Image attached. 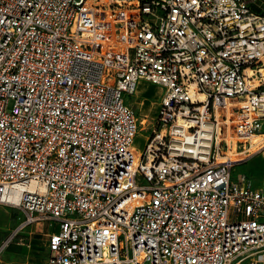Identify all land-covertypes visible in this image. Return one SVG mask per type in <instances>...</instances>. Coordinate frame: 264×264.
Wrapping results in <instances>:
<instances>
[{
    "label": "built area",
    "instance_id": "2783aa9c",
    "mask_svg": "<svg viewBox=\"0 0 264 264\" xmlns=\"http://www.w3.org/2000/svg\"><path fill=\"white\" fill-rule=\"evenodd\" d=\"M263 124L247 0H0V204L10 237L56 225L45 264H264V186L233 174Z\"/></svg>",
    "mask_w": 264,
    "mask_h": 264
},
{
    "label": "rangeland",
    "instance_id": "374dc122",
    "mask_svg": "<svg viewBox=\"0 0 264 264\" xmlns=\"http://www.w3.org/2000/svg\"><path fill=\"white\" fill-rule=\"evenodd\" d=\"M251 7L256 11L264 10V0H247ZM154 85V84H153ZM162 90L159 86H148L145 83L139 82L135 88L133 94L123 93V99L126 103L131 105L138 113L145 116H153L155 109L157 107V101L161 95ZM11 102L9 101V106ZM143 134L145 132H138L134 138V146L136 148H141L143 145ZM264 134V133H262ZM264 144V136L257 139V143L253 149H256L260 145ZM264 149V145L260 147L253 155L248 157L246 160L235 165L234 170H243L246 173L250 174L251 181H262L264 180V155L259 157L260 151ZM17 208L0 204V245L2 242L8 240L11 235V229L19 224L21 221L17 219ZM22 218V215H18ZM20 220V221H19ZM47 224V223H46ZM47 228L49 225H46ZM14 240V237L7 242V245L4 246L1 253L6 251L7 246L11 241ZM0 253V255H1Z\"/></svg>",
    "mask_w": 264,
    "mask_h": 264
},
{
    "label": "crops",
    "instance_id": "0c3cea01",
    "mask_svg": "<svg viewBox=\"0 0 264 264\" xmlns=\"http://www.w3.org/2000/svg\"><path fill=\"white\" fill-rule=\"evenodd\" d=\"M139 82L145 83L150 87L154 86L153 84H150L148 82H144V81H139ZM156 103H158V101ZM262 133H264V124L261 130L260 138L264 136V134ZM262 145L260 146L262 147ZM256 151H254L251 155H253ZM259 154H260L259 157L263 156L264 149H262ZM234 169H235V166L233 167V174L237 172H241V173H245L248 176H250V174L246 173L243 170H234ZM252 183L258 186H264V180L252 181ZM17 212L20 215H22V218H20L18 214L17 219L22 220L24 217V212L21 209H17ZM46 223L49 225L48 228L46 226L47 225ZM14 228L11 229V233ZM54 229H56V225L49 221H43L39 223H30L26 225L23 229L17 231L12 237L8 238L9 239L8 241H10L11 238L13 237H14V240L10 242V244L7 246V249L6 251H4V253L0 252L1 253L0 264H45L46 257L48 254V251H47L48 235Z\"/></svg>",
    "mask_w": 264,
    "mask_h": 264
},
{
    "label": "bare ground",
    "instance_id": "6f19581e",
    "mask_svg": "<svg viewBox=\"0 0 264 264\" xmlns=\"http://www.w3.org/2000/svg\"><path fill=\"white\" fill-rule=\"evenodd\" d=\"M24 188L33 189L34 185L16 184L10 189L8 198L12 201H17L20 196L21 190Z\"/></svg>",
    "mask_w": 264,
    "mask_h": 264
}]
</instances>
